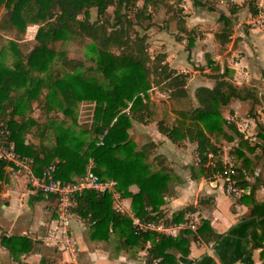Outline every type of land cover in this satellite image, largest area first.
Returning a JSON list of instances; mask_svg holds the SVG:
<instances>
[{"label":"trees","instance_id":"trees-1","mask_svg":"<svg viewBox=\"0 0 264 264\" xmlns=\"http://www.w3.org/2000/svg\"><path fill=\"white\" fill-rule=\"evenodd\" d=\"M0 0V34L8 35L10 46L15 54L11 68L0 64V123L11 132L15 143V151L32 160L36 174L54 163L55 176L63 181H73L86 172L91 162V172L101 179H112L117 189L125 197L131 198L132 210L136 216L145 220H162L159 210L164 202L162 173L148 172L144 159L146 154L135 151V145L129 137L128 129L132 119L147 120L149 117V97L146 92L152 82L159 87L170 90L169 97L177 98L185 95L188 75L178 73L161 63L164 58L151 59L147 53L146 36L141 35L136 26L148 21L151 26L154 12L161 6L173 13L165 20L166 26L175 22L178 32H184L188 38V46L193 43L192 30H187L180 16V9L175 11L169 0ZM249 10L256 14L257 8L253 0H249ZM112 7V16L107 8ZM91 9L96 11V19H91ZM236 6H231L234 13ZM113 20V22H112ZM218 21L222 28L215 34V39L223 46L228 42L233 25V17L220 14ZM38 25L35 33V44L28 52L16 48V42L23 40L28 25ZM64 39H72L80 44L89 41L87 47L91 52L90 60L94 66L83 69V63L68 58L64 52L56 50V44ZM113 49H117L115 53ZM57 60L60 69H50L53 60ZM34 72L46 74V77H34ZM54 88L62 103V113L75 123L74 111L81 102L93 104V121L90 127L82 132L90 131L95 137L103 136V144L94 141L85 142L69 129L62 130L54 144L38 145L26 142L24 133L37 122L27 118L34 100L43 102V107L50 110L56 103L43 89ZM143 93V94H141ZM42 95V96H41ZM198 106L195 108L174 111L175 119L169 127L158 125L161 133L176 142L188 138L196 142L200 165L207 162L206 154L214 153L212 165L206 167L208 174L221 173L222 165L217 154L218 148L211 143L206 133L221 132V107L227 105L232 98H243V89L233 85L223 77L217 78L212 88L199 87L195 90ZM19 118L16 119L15 117ZM63 123V122H62ZM50 121L45 127H51ZM232 126V125H231ZM40 131L41 137L46 128ZM233 127V126H232ZM6 163L0 162V168ZM104 166V169H103ZM237 184L246 187L239 170ZM137 183L139 191L131 193L128 184ZM44 196L41 193H37ZM242 197L245 194L242 193ZM53 200V198H50ZM110 194L85 191L74 199L72 212L79 214L90 224V237L100 238L110 231L116 230L130 241L128 245L137 244L143 248L146 241L151 242L148 249V260L162 258L161 262L170 258L167 248H180L187 253L188 237L211 232L208 223L198 225L196 231L184 230L176 237L164 236L155 232H136L131 219L114 210ZM150 208V210H147ZM254 213L262 217L264 223V205H254ZM186 207L174 213L171 222L179 221L186 212ZM164 221V220H163ZM22 240V239H21ZM24 240V239H23ZM3 242L13 238H2Z\"/></svg>","mask_w":264,"mask_h":264},{"label":"crops","instance_id":"crops-1","mask_svg":"<svg viewBox=\"0 0 264 264\" xmlns=\"http://www.w3.org/2000/svg\"><path fill=\"white\" fill-rule=\"evenodd\" d=\"M230 1L169 0L175 11L180 9L185 28L192 30L191 46L187 45V35L178 32L175 22L166 26L165 20L173 9L167 12L161 6L154 12L155 18L165 20L154 23L153 17L151 39L163 45L164 63L169 68L188 75L185 95L168 96L156 109L158 103H153L155 99L150 94L149 117L144 121L132 119L128 129L135 151L146 154L148 172L164 176V202L159 206L162 220L171 222L174 213L191 207L192 211L183 218L192 213L197 226L206 222L212 231L190 235L186 254L172 247L166 250L170 258L163 262L162 258L149 261V240L143 248L137 245L135 255L123 248H105L103 235L91 238V223L73 212L71 233L75 255L60 251L53 233L54 200L32 193L26 176L6 164L0 168V264H264V223L253 208L264 205V24L257 27L249 24L254 16L249 10V0ZM253 4L257 10L264 8V0H253ZM231 6H236L232 14ZM221 13L233 17L229 40L223 46L215 39L222 28L218 21ZM16 48L22 51L20 45ZM204 64L200 70L199 66ZM219 77L242 88L243 98H232L221 107L222 119L226 121L221 132L206 134L219 151L233 156L246 182L242 188L245 197L227 194L220 173H207L206 167L212 161L207 158L200 165L196 142L188 138L174 142L158 129L159 124L163 127L173 124L175 110L197 107L195 90L212 88ZM39 110L47 115L44 109ZM243 120L250 124L255 142L244 139L237 130L236 123ZM35 121L39 122L36 118ZM39 126L42 125H35V131ZM28 134L38 141L26 137V142L38 145L44 141L40 132ZM127 188L131 193L139 191L137 183L128 184ZM124 203L130 213L131 198ZM3 237H11L13 241L7 244Z\"/></svg>","mask_w":264,"mask_h":264},{"label":"built area","instance_id":"built-area-1","mask_svg":"<svg viewBox=\"0 0 264 264\" xmlns=\"http://www.w3.org/2000/svg\"><path fill=\"white\" fill-rule=\"evenodd\" d=\"M249 24L257 27L264 24V8L257 10L251 18ZM237 130L244 139L255 142L256 136L251 132L250 124L243 120L236 123ZM103 144V136L99 143ZM222 165L221 177L223 180L224 191L231 196H239L243 189L237 184L236 165L233 156L229 152H217ZM207 158L211 164L214 161V153L208 152ZM0 162L14 167L18 172L24 174L32 193H41L46 198H53L55 202L56 217L54 219L53 233L55 241L60 251H69L75 255L74 239L71 233L72 206L76 196L85 191L110 194L114 204V210L123 215H128L136 232L151 231L164 236L176 237L184 230L196 231L197 222L194 214L189 213L185 218L176 222H166L163 220H145L136 216L134 212H128L124 203L126 197L123 192L117 189V183L112 179H101L96 174L87 170L73 181H63L55 176L56 164L51 163L43 172L38 175L35 173L32 160L21 156L15 151V143L11 139L10 130L0 123ZM150 210V208H147Z\"/></svg>","mask_w":264,"mask_h":264},{"label":"rangeland","instance_id":"rangeland-1","mask_svg":"<svg viewBox=\"0 0 264 264\" xmlns=\"http://www.w3.org/2000/svg\"><path fill=\"white\" fill-rule=\"evenodd\" d=\"M247 1L248 0H244L245 3ZM229 2L232 3L230 0ZM137 3L139 6L142 5L141 0L138 1ZM112 10H113L112 7H108L106 13L112 16ZM157 11H155V13H157ZM2 12H3V7L0 8V14ZM90 13H91V19L92 20L96 19L95 9H91ZM157 17L156 18L154 17V23L162 22L165 20L164 17L160 19H158ZM148 23H149L148 21H143L142 24H140L139 26H136L135 28L141 35L146 36L147 53L150 56V58L153 60V59H156L157 57H158L157 59L161 57L162 59L165 57V54L162 52L163 45H161L160 42H158V40L151 39V35H150L151 29H150V26L147 27ZM37 28H38V25H32V24L28 25L26 28L23 40L21 42H16L15 46L17 47L18 45H20L22 52L24 53L28 52L31 48H33L35 44L34 36H35ZM10 41L11 39L8 35L0 34V64L6 68H11L16 59L15 54L12 52ZM88 43H89L88 40L80 44L79 42L74 41L72 39H64L62 41H59L56 44V50L64 52L68 58H73V59H77L81 61L83 63V69L86 70L88 67L94 66L93 62L90 60V57H92V55L87 47ZM113 51L115 53H118L117 49H113ZM164 61L165 59L161 61V63H164ZM199 67H200V70H202L205 67V64L203 67L201 66ZM55 68L60 69V64L56 59L52 61L51 66H50V69H55ZM177 72L183 73L179 71ZM45 75L46 74H43V73L39 74L36 72L32 74V76L34 77H46ZM41 94L43 96L47 95L52 101H54L56 103V107L48 111L46 110L45 107H43V102L34 100L31 103L32 108H31V111L28 113L29 114L28 117L33 118L34 120L36 118L39 121L37 122V124L42 125V126H39L37 131H35V126H30L28 131L24 133L25 139L26 137H28L29 141L30 139H32L33 141L37 142L38 138L30 136L31 134H28V132L33 133L34 131L36 133H39L41 131V128L43 129V127H45L50 121H52L53 125L51 127H45L46 131H45L44 139H43L44 140L43 142L45 144H54L56 136L65 128L69 129L71 132H73V134L77 135L80 139L84 140L85 142L94 141V143L96 144L99 143L102 135L95 137L90 131L82 132V129H85L84 127L86 128L90 127L92 121L94 120L93 119V108H94L93 104L91 105L87 102L79 103L74 111L76 122L73 123L71 118L63 115L62 103L60 101L59 95L57 94V91H55L53 87L50 89H46V88L43 89ZM146 94L148 97L150 96V94L151 96H153V98L155 99L153 103L154 104L158 103L156 106V109H159L160 107L159 105H161V102H163L164 99L168 98L170 94V90L165 89L163 87H159L155 85L154 82H152ZM39 109H44L45 111H47V115L44 116L45 113L43 115V113H41V110ZM55 162H58V159H56ZM91 166H92V163L90 162L86 167V171L90 170ZM103 169H104V166H103ZM76 178L77 177L74 176V179ZM126 198H130V197H126ZM112 206L114 207L113 203H112ZM131 210H132V205H131ZM102 238L104 240L103 247L111 249V250L117 249V248H123L125 250H128V252L134 255L139 250L137 244L128 245L127 241H130V239H128L125 235H121L116 230L110 231L106 236L103 235Z\"/></svg>","mask_w":264,"mask_h":264}]
</instances>
